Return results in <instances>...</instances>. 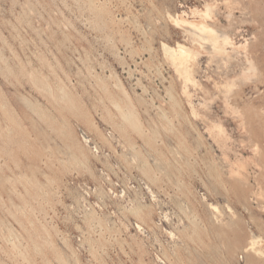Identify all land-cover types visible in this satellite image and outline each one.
Returning <instances> with one entry per match:
<instances>
[{
    "label": "rangeland",
    "instance_id": "obj_1",
    "mask_svg": "<svg viewBox=\"0 0 264 264\" xmlns=\"http://www.w3.org/2000/svg\"><path fill=\"white\" fill-rule=\"evenodd\" d=\"M0 67V264H264V0H0Z\"/></svg>",
    "mask_w": 264,
    "mask_h": 264
},
{
    "label": "bare ground",
    "instance_id": "obj_2",
    "mask_svg": "<svg viewBox=\"0 0 264 264\" xmlns=\"http://www.w3.org/2000/svg\"><path fill=\"white\" fill-rule=\"evenodd\" d=\"M141 1V0H140ZM214 1V0H213ZM227 1V0H226ZM212 3V2H211ZM217 3V1H216ZM214 7V6H213ZM230 11V10H229ZM169 12V11H168ZM213 8L211 7V5H206L204 9H200V8H194L191 10V13L196 16L194 19H191L189 16H187L186 14H177L173 18L174 22L177 24H182V26H186L188 28H185L188 30V32H190V34L194 37L195 40H197L201 45L204 46V44H210L212 46V48L215 51H219L218 53H223L222 51H224L226 49V47L228 45H233V41L231 40L230 36L227 34H220L214 27H212L208 20L212 17L213 15ZM215 13V12H214ZM168 14V13H167ZM171 14V13H170ZM189 14V13H188ZM231 15V14H230ZM170 16V15H168ZM120 17V16H119ZM170 18V19H171ZM230 18V17H229ZM99 24V23H97ZM180 26V25H179ZM93 27V26H91ZM101 27V26H100ZM103 28V26H102ZM101 28V29H102ZM225 28V27H224ZM147 40V39H146ZM235 41V39H234ZM240 43V42H239ZM246 46V44H239L237 47L239 49L244 48ZM150 49V48H149ZM164 50L166 55H168V57L172 60L173 64L175 65V67L177 68V70L181 73H184L186 80L190 81L193 80V77L191 75L190 72V64L189 61L190 59H192L193 56L196 55V52H194L192 49H190L188 46H186L185 44L182 43H178L176 46H171L169 44L164 43ZM163 50V51H164ZM152 51V50H151ZM228 51V50H227ZM230 52V51H229ZM241 52V51H240ZM216 53V52H215ZM226 53V52H225ZM217 54V53H216ZM229 55V54H228ZM211 57L213 55H210ZM167 57V56H166ZM210 57V58H211ZM2 58V57H1ZM194 58V57H193ZM212 59V58H211ZM197 60V59H196ZM224 60V59H223ZM225 62V61H224ZM227 62V61H226ZM250 63V61H248ZM251 64V63H250ZM253 64V63H252ZM190 66V67H189ZM251 66V65H250ZM249 66L248 69H244L245 72L249 69H252ZM1 68V67H0ZM7 68V67H6ZM250 71V70H249ZM255 71V70H254ZM30 72V71H29ZM43 76V74H42ZM32 77V76H31ZM46 77V76H45ZM197 78V77H196ZM249 78V76H248ZM32 80V79H31ZM34 80H36L34 78ZM33 81V80H32ZM234 81V80H233ZM34 82V81H33ZM118 83V82H117ZM120 83V82H119ZM35 84V83H34ZM44 84V83H43ZM47 84V83H45ZM116 84V83H115ZM114 84V85H115ZM51 85V84H49ZM118 85V84H117ZM121 85V84H120ZM202 85V84H201ZM226 85V84H225ZM224 85V86H225ZM230 85V84H229ZM233 86V85H232ZM50 87V86H49ZM122 87V86H121ZM184 87V86H182ZM231 87V86H230ZM235 87V86H233ZM42 88V87H41ZM58 88V87H57ZM206 88V87H205ZM44 89V88H43ZM63 89H65L63 87ZM103 89V88H102ZM124 89V88H123ZM187 89V88H186ZM230 89V88H228ZM47 90V89H46ZM184 90V89H183ZM60 91V90H59ZM231 91V90H230ZM126 92V91H125ZM53 93V92H52ZM68 93V92H67ZM127 93V92H126ZM58 95V93H56ZM184 94V93H183ZM193 94V93H192ZM60 95V94H59ZM185 95V94H184ZM197 95V94H196ZM216 96V95H215ZM64 97V96H62ZM65 97H66V93H65ZM169 97V96H168ZM188 97H190V94L188 93ZM228 100V99H227ZM198 101V100H197ZM213 102V101H212ZM227 102V101H226ZM226 102H224L226 104ZM165 103V102H164ZM115 104V103H114ZM113 104V105H114ZM203 104V103H202ZM229 104V102H228ZM118 105V104H117ZM116 104L114 106H117ZM204 105V104H203ZM120 105H118L117 107L119 108ZM206 106V105H205ZM234 107V106H233ZM124 109V108H123ZM122 109V110H123ZM128 109V108H127ZM234 110V109H233ZM240 110V109H239ZM124 112V111H123ZM132 112V109H131ZM130 112V113H131ZM128 113V112H125ZM124 114V113H123ZM129 114V113H128ZM133 114V113H132ZM127 116V114H126ZM125 117V114H124ZM129 117V116H128ZM127 117V118H128ZM131 117V116H130ZM166 117V116H165ZM126 119V118H124ZM129 119V118H128ZM127 119V120H128ZM138 119V118H137ZM120 124V123H119ZM221 124V123H220ZM222 125V124H221ZM141 126V125H140ZM223 126V125H222ZM245 126V125H244ZM243 126V127H244ZM219 127V126H218ZM7 128V127H6ZM222 128V127H221ZM9 129V127L7 128ZM227 129V128H226ZM168 130V129H167ZM223 132L225 133L226 130H224V128L222 129ZM9 132H11L10 130H8ZM220 132V131H219ZM1 133V132H0ZM226 134V133H225ZM231 134V133H230ZM229 134V136H230ZM211 135V134H210ZM12 136V135H11ZM228 138V136H227ZM158 143V142H157ZM6 144V143H5ZM256 147V145H255ZM258 147V145H257ZM256 147V148H257ZM254 148V147H253ZM254 150V149H253ZM258 150H256L257 152ZM259 152H261L259 150ZM260 154V153H259ZM240 162V161H239ZM242 162V161H241ZM238 167V166H237ZM244 167V166H243ZM242 167V168H243ZM240 168V167H239ZM233 171V169H232ZM237 172V170H235ZM239 171V169H238ZM233 173V172H232ZM240 176V172L238 173ZM234 175V173H233ZM237 176V174H236ZM239 176V177H240ZM243 176V175H242ZM241 176V177H242ZM216 206V205H215ZM218 208V207H217ZM138 214V213H137ZM196 219V218H195ZM253 233V232H252ZM254 234V233H253ZM255 235V234H254ZM17 237V236H16ZM259 238V237H258ZM256 239V240H260L262 239V237L260 239ZM20 240V239H19ZM255 240V239H254ZM22 242V241H21ZM253 242V241H252ZM254 244V243H253ZM18 246V244H16ZM22 245V244H20ZM16 246V247H17ZM253 246V245H252ZM25 248V247H24ZM252 249H254L252 247ZM258 253V252H257Z\"/></svg>",
    "mask_w": 264,
    "mask_h": 264
}]
</instances>
